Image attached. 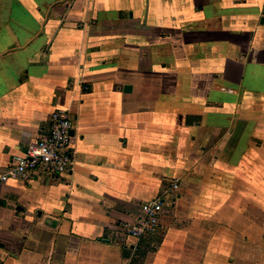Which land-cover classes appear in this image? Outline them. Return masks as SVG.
<instances>
[{
  "label": "crops",
  "instance_id": "crops-1",
  "mask_svg": "<svg viewBox=\"0 0 264 264\" xmlns=\"http://www.w3.org/2000/svg\"><path fill=\"white\" fill-rule=\"evenodd\" d=\"M262 17L264 0H0V176L54 111L73 125L65 171L0 181V264H264ZM158 196L157 231L131 238Z\"/></svg>",
  "mask_w": 264,
  "mask_h": 264
},
{
  "label": "built area",
  "instance_id": "built-area-1",
  "mask_svg": "<svg viewBox=\"0 0 264 264\" xmlns=\"http://www.w3.org/2000/svg\"><path fill=\"white\" fill-rule=\"evenodd\" d=\"M73 125L66 111L56 110L50 115L49 132L37 143L28 146L22 155L12 157L7 173L0 176L1 182L28 181L36 173L53 176L65 171L71 164L70 140ZM174 189L176 184H172ZM162 197L146 202L142 215L134 225L127 227L128 235L140 239L153 235L158 228L162 214Z\"/></svg>",
  "mask_w": 264,
  "mask_h": 264
},
{
  "label": "water",
  "instance_id": "water-1",
  "mask_svg": "<svg viewBox=\"0 0 264 264\" xmlns=\"http://www.w3.org/2000/svg\"><path fill=\"white\" fill-rule=\"evenodd\" d=\"M260 23L264 25V17L261 18ZM129 88V87H127ZM72 134V131L70 132V135Z\"/></svg>",
  "mask_w": 264,
  "mask_h": 264
}]
</instances>
